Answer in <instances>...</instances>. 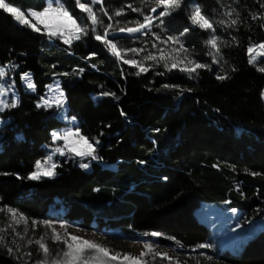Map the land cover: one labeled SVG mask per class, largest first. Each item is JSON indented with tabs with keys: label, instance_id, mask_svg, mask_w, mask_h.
Here are the masks:
<instances>
[{
	"label": "trees",
	"instance_id": "1",
	"mask_svg": "<svg viewBox=\"0 0 264 264\" xmlns=\"http://www.w3.org/2000/svg\"><path fill=\"white\" fill-rule=\"evenodd\" d=\"M46 1L11 0L25 12L42 10ZM62 2L79 18L78 23H85L86 15L75 0ZM156 2L105 0L104 7L110 15L123 9L124 15L113 20L123 26L143 22ZM192 2L185 0L181 9L164 17L156 32L163 39L180 37L192 58L211 65V71L201 69L193 79L152 63L148 72L135 75L136 69L117 63L95 40L90 22L86 25L89 35L66 47L18 26L0 10V66L10 62L18 66L14 79L20 96L19 106L6 115L11 122L2 129L0 207H11L28 218L26 235L23 223L16 232L0 233L13 248L10 255L0 247V264L36 263L37 246L26 247V241L45 234L42 222L56 200L66 203L72 218L94 217L126 230L159 232L174 237L184 248L209 239V229L195 217L203 202L225 204L226 209L237 211L243 223L264 219V73L248 64L247 52L249 46L264 42V19L252 18L264 14V0H194L214 21L238 19L234 27L215 25V34L227 42L221 46L224 59L219 64H212L206 54L204 40L209 33L191 30L185 6ZM129 4L143 15L133 12ZM230 9L233 16H224ZM99 15L107 24L108 18ZM186 27L190 30L184 33ZM103 30L97 27L98 32ZM257 64L264 65V58ZM161 72L164 75L157 74ZM24 73L32 75L34 94L20 83ZM220 74L229 78L217 80ZM53 78L59 80L68 115L78 120L81 133L93 143L100 141L98 160L115 170L101 171L95 165L86 174L61 163L55 179H27L35 161L45 158L51 131L62 126L50 111L36 107ZM164 84L177 87L164 89ZM179 89L191 91L180 95ZM103 92L115 96H103ZM32 221L38 222L35 227ZM10 222V216L0 212V228ZM45 242L50 246L52 241L46 238ZM25 251L32 252L31 258H16ZM231 256L230 264H264V228Z\"/></svg>",
	"mask_w": 264,
	"mask_h": 264
},
{
	"label": "snow or ice",
	"instance_id": "2",
	"mask_svg": "<svg viewBox=\"0 0 264 264\" xmlns=\"http://www.w3.org/2000/svg\"><path fill=\"white\" fill-rule=\"evenodd\" d=\"M185 0H157L154 6L150 8L151 13L156 15H144L143 22L140 21H129L128 24L119 26V21H116L117 27L111 22L114 17L124 15L123 9L115 11L113 14L104 7V0H75V6L80 9L82 13H86L85 23H78L79 18L74 16L67 9L62 0H48L47 5L42 10H27L25 13L19 6H15L11 0H0V10L4 14H10L14 21L17 22L18 26H24L32 30V32L46 35L49 40L58 38L63 41L64 44L71 46L73 41H79L83 36L89 35V26L91 27V33L94 34L96 41H99L104 45L108 53L115 58L117 63L126 64L132 68H137L134 74L139 76L142 73H146L150 70L146 67L144 61H151L152 66H163L166 72L178 70L180 73L185 74L189 79H193L199 74V70L206 69L211 71V65L207 63H201L198 60L192 58L189 49L184 46V43L180 37L167 36L166 39H162L160 35L153 34L154 39L159 43H153L152 47L157 49V54L148 52L142 60L134 58H128L127 53L139 55L144 52V48H121L115 39H110L109 36L119 32L133 34H146L145 30L151 32L153 26L160 27L164 23V17L171 16L174 12L182 8ZM55 5V6H54ZM99 5V9L96 10L95 6ZM133 12H141V9L134 8L132 5H127ZM261 7L264 8V3H261ZM158 9L162 11L158 12ZM187 20L191 26V30L199 29L201 32L209 33L208 38L204 40V44L208 49L207 55L211 57L212 64H219L222 61L223 55L221 54V46H227V42L221 40L216 33V24L225 25L226 27H234L238 23V19H230L229 21L220 20L214 21L202 10V6L192 3L185 6ZM234 10L230 9L223 13L224 16L231 18ZM99 13H103V16L108 18L109 23L105 24ZM253 19H264V14L261 16L253 15ZM159 20V24L154 25V21ZM88 22H90L89 26ZM131 25V26H129ZM42 26V28H41ZM104 29L102 33L97 31V27ZM264 27V25H261ZM190 28H185L183 31L187 33ZM183 35V33H182ZM159 45H165L170 47H160ZM248 52V64L256 67V71L264 73V65H258V57H264V42L253 44L247 48ZM256 53V55H253ZM95 56V53H92ZM91 58V57H89ZM18 67L14 63H8L0 66V80H5L9 76L11 71H14ZM55 67V66H53ZM84 69H79L80 73H83ZM235 71V69H233ZM75 74V73H73ZM158 75H164V72L157 73ZM57 75H68V73H57ZM229 77L227 75H217V80H225ZM20 79L26 83L27 90L32 92L36 91V85L32 81L29 73L21 75ZM14 86V81L11 84L0 83V113L5 112L8 109H15L19 106V98L13 92V98L8 99L9 92ZM175 85L164 84V89L176 88ZM49 91H55L58 95L55 98L56 107H62L64 103V92L60 87L59 81H56L55 86H48ZM190 92L191 89H179V94L183 95L184 92ZM103 96H115V93L103 92ZM261 98L264 99V92L261 93ZM37 108H50L52 103L49 99L44 96L40 97V100L36 104ZM124 115V113H121ZM51 141L56 144L58 141H63L62 146H56L51 149V154L45 156L41 160H36L34 164V170L27 176L28 180L39 181L42 178H53L57 175L56 169L60 166L53 160V156L59 154V156H70L79 157L81 161L86 158L91 160L101 159L96 154V146L100 143L99 140H95L93 143L88 137L84 136L79 127L66 128L60 131L51 132ZM89 163L81 162L79 167L82 169L89 168ZM251 175H259V173H251ZM99 191V189H95ZM235 211V210H233ZM0 212L6 213L11 218V222L8 223L7 228H0V233L6 234L8 229L16 232V227L23 223L25 235L28 232V218L16 209L11 207L2 208ZM37 221H32L33 227L37 225ZM45 228L50 229V235L45 232L44 235L40 236L39 239H29L26 241V247H30L32 244L37 246V253L42 256L41 259L36 261V264H111L113 261H118L119 264H149V261L144 260L145 256L151 255L152 261L159 258L162 261H168V264H181L179 257H170L167 252L156 251V247L152 243H144L142 251L139 256H133L129 253L113 252L108 247L101 245L94 240L86 239L82 236H77L70 233L67 230V225L61 224L60 228L63 229V234L57 231L53 225L48 222H42ZM236 229L233 228L232 231ZM20 239H24L18 232L16 233ZM153 237H160L163 234L159 232H152L150 234ZM46 238L50 239L52 243L58 245L55 253L46 243ZM170 239H175L170 238ZM13 244L16 245L17 251L20 250V245L16 244V240L13 239ZM177 246L182 248L183 246L176 241ZM62 245V247H60ZM0 247L7 249L10 255L13 254V248L9 247L5 235L0 234ZM209 244H201L199 248L207 249L210 248ZM195 251V249L193 250ZM32 252L25 251L22 256H17V259H24L25 257L31 258ZM208 264H212L213 257L205 255L203 257ZM25 264H28L27 260ZM186 264V262H185ZM196 264H200V260L197 259Z\"/></svg>",
	"mask_w": 264,
	"mask_h": 264
},
{
	"label": "rangeland",
	"instance_id": "3",
	"mask_svg": "<svg viewBox=\"0 0 264 264\" xmlns=\"http://www.w3.org/2000/svg\"><path fill=\"white\" fill-rule=\"evenodd\" d=\"M47 2L48 0L46 1V5ZM97 6L99 5H96L95 8ZM159 11H162V9H158V12ZM25 13H27V11ZM84 14L86 15V13ZM149 15L154 16L156 14L150 12ZM111 22L113 23V21ZM104 23L106 24L105 21ZM107 23H109V21ZM159 23H160L159 20L154 21V25ZM113 24L115 27L116 24L115 23ZM157 29L158 27L153 26L151 32L145 30L146 34L137 33L133 35L116 32L110 35L109 38L110 39L114 38L115 41L118 43V45L120 44L121 48L124 49L144 48L145 51L141 52L139 56L131 52L127 53L128 58L142 60L143 57L148 54V52L157 54V49L152 47L153 43H157V44L159 43L154 39L153 36V34H158L156 32ZM53 39L59 41L66 47H71L73 44L78 42V41H73L72 45L69 46L64 44L63 41L58 38H53ZM159 46L170 47V45L168 46L159 45ZM253 55H256V53H253ZM262 58L264 57H258L257 63ZM151 63L153 62L144 61L146 67H148ZM120 64L123 63L121 62ZM17 69L18 68L16 67L14 71H11L9 73V76L6 77L5 80H0V83L11 84L14 81V86L12 90L9 92L8 99L11 100L13 98V92H14L16 96L19 98V103H20V96L17 92L16 82L14 79V75ZM134 69L138 71L137 68ZM56 81L59 80L57 78H53L52 82L49 85H52L54 87ZM20 83L26 92L31 94L35 93L30 90H27L26 83L21 79H20ZM48 86L46 87L45 93L42 96H44L46 99H49L51 101L52 107L39 108V109L50 111L51 114L55 117V119L58 120L62 125L58 129L53 131H60L66 128L78 127L79 126L78 120L68 115L67 101L65 98V94H64V103L62 107L57 108L55 103V98L58 95V93H56L55 91H49ZM39 100L40 98L38 99V101ZM10 110L12 109H8L5 110V112L0 113V141L3 138L2 129L11 122L10 119L7 118L6 116ZM62 145H63V141H58L56 142V144H53L51 141V145L46 147V152H47L46 155L51 154V149L53 147L62 146ZM98 145H95L96 148ZM53 160L57 162L59 165H61V163L69 164L70 166H72V168H76L86 174L92 173L95 169V165H97L101 171L115 170V166L104 165L99 160H91L90 158H86L85 160L81 161L79 157L59 156V154H56L53 156ZM81 162L89 163L90 165L89 168L87 169L80 168L79 164ZM57 177L58 175H56L53 178L45 177L42 179L52 180ZM46 217H47V221L50 222L53 225V227L56 228L57 231L61 232V234H63V229L60 228V225L65 224L67 225V230L74 235L82 236L89 240H94L95 242L108 247L113 252L129 253L133 256H139V254L142 251H145V249L143 248L144 243H152L154 246H158L155 249L156 251L167 252L170 257H179L181 264H185V262L186 264H196L197 259L200 260V264H208V262L203 259L205 255H210L213 257L212 264H230V262L228 261L229 257H232L231 255L233 253H240L242 251L243 246L247 242L252 241L254 239V236L261 229L264 228V219L243 223L238 217L237 211L226 209L225 204L203 202L201 203L199 208H197V210L195 211V217L199 223L203 224L209 229L210 236L208 241L205 242L204 244H209L211 245V247L207 249H201L199 248L198 245L193 248H184V247L180 248L177 246V243L173 239H170L168 236H165L164 234L160 237H153L150 235L152 232L142 233L130 229L126 230L122 226L109 225L106 221H100L94 217L88 220H83L79 217L72 218L70 217L69 208L66 205V203L61 202L59 200L55 201V204L46 213ZM233 228H235L236 230L232 231ZM42 230L44 232H48L50 235L51 230L45 228L44 224H42ZM49 247L53 250V253H55V250L57 249L58 245L51 242ZM60 247H62V245ZM194 249L195 251H193ZM41 258L42 256L39 254L38 260ZM143 259L149 261V264H168V261H162L159 258H157L155 261H152L151 255L145 256ZM111 264H119V262L113 261L111 262Z\"/></svg>",
	"mask_w": 264,
	"mask_h": 264
},
{
	"label": "water",
	"instance_id": "4",
	"mask_svg": "<svg viewBox=\"0 0 264 264\" xmlns=\"http://www.w3.org/2000/svg\"><path fill=\"white\" fill-rule=\"evenodd\" d=\"M15 22H16V21H15ZM16 23H17V22H16ZM263 92H264V91H263ZM261 100H262V102H263V104H264V99L261 98Z\"/></svg>",
	"mask_w": 264,
	"mask_h": 264
}]
</instances>
